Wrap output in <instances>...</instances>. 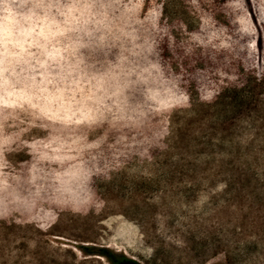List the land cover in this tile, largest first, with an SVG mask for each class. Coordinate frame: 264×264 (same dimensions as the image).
<instances>
[{
	"label": "rangeland",
	"instance_id": "374dc122",
	"mask_svg": "<svg viewBox=\"0 0 264 264\" xmlns=\"http://www.w3.org/2000/svg\"><path fill=\"white\" fill-rule=\"evenodd\" d=\"M100 2L0 19V264H264V0Z\"/></svg>",
	"mask_w": 264,
	"mask_h": 264
},
{
	"label": "clouds",
	"instance_id": "9594fccd",
	"mask_svg": "<svg viewBox=\"0 0 264 264\" xmlns=\"http://www.w3.org/2000/svg\"><path fill=\"white\" fill-rule=\"evenodd\" d=\"M31 2V0H0V19L5 23L11 21V29L13 32L19 31L21 27V21L27 19L23 13V9ZM100 7L101 9L104 5L100 0H96L93 5ZM86 37H92L91 32H85ZM106 35H99L93 41L95 47L99 48L103 46L106 39ZM77 41L80 39L79 36L76 37ZM80 47L89 48V44H81ZM129 55H135L133 52H129ZM126 57L121 54L118 57V63H124ZM135 117V119H133ZM143 118V113L134 111L130 113L128 117V124L139 130V121ZM163 147V145H162ZM71 177V179H68ZM52 184L54 186V195L63 199V202L72 208L73 211H79L82 207L88 205L94 193L90 186L85 180L81 179L79 176L73 174L72 170L69 169L68 173H61L59 175L54 174L52 177ZM9 213L7 211H0V217L6 216Z\"/></svg>",
	"mask_w": 264,
	"mask_h": 264
},
{
	"label": "trees",
	"instance_id": "16d2710c",
	"mask_svg": "<svg viewBox=\"0 0 264 264\" xmlns=\"http://www.w3.org/2000/svg\"><path fill=\"white\" fill-rule=\"evenodd\" d=\"M102 255L106 257L111 264H138L137 262L123 256V255H117L110 251H102Z\"/></svg>",
	"mask_w": 264,
	"mask_h": 264
}]
</instances>
